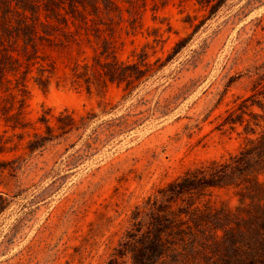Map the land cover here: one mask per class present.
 <instances>
[{
  "label": "rangeland",
  "instance_id": "374dc122",
  "mask_svg": "<svg viewBox=\"0 0 264 264\" xmlns=\"http://www.w3.org/2000/svg\"><path fill=\"white\" fill-rule=\"evenodd\" d=\"M65 16L22 56L24 127L0 117V264H264V0H0L12 34ZM107 47L141 79L104 85Z\"/></svg>",
  "mask_w": 264,
  "mask_h": 264
},
{
  "label": "trees",
  "instance_id": "16d2710c",
  "mask_svg": "<svg viewBox=\"0 0 264 264\" xmlns=\"http://www.w3.org/2000/svg\"><path fill=\"white\" fill-rule=\"evenodd\" d=\"M98 8L99 6L97 4L92 5V10H98ZM66 12L71 13L72 15L76 13H83L82 10L76 9L74 4H72L70 9H66ZM38 26H40L41 31H39ZM10 27L11 26L9 24L0 22V99H7L8 101V103L5 102L0 104V117L6 126L15 129L17 127H24L21 117L25 109V81L23 83V78L25 79L26 75H24V70L21 69V66L23 63L22 56L27 54V44L29 43V47L35 49L36 36L44 37L46 35L55 34L56 32H60L65 35L72 33L73 30L71 29L69 19L66 16L62 17L61 21L58 23L44 21H21L17 25H14L13 34L9 33V31H6L9 30ZM75 30H78L76 24ZM22 33L25 34V37L22 39L24 44L18 49L16 48L17 41H13V39H18ZM5 34H10V36ZM184 40L185 39H179L175 42L172 50L166 57V61L173 58V56L180 51L184 44ZM101 54L104 59L96 57L95 63H92L91 65L93 67H96V65L101 67V81L104 85L109 80H118L124 81L126 84L125 88H129L132 86L131 84L140 80L144 75L145 70L139 64L140 61L127 63L123 60H120L117 57L115 50L110 47L104 49ZM32 58L33 57L31 56V52L29 50V67L32 62ZM146 63L147 61L143 62V64ZM91 65L85 62L82 64L83 69L79 70L78 67L81 66V64L77 62L76 65L72 67L74 76L82 77L85 86L88 89H91L93 80L90 79L88 75H86V70H88V67ZM41 83L45 86V84L48 83V80L44 79ZM16 101L18 102L16 103ZM87 112L88 115L80 114L78 117H76L72 112H68L67 109L60 110L59 114L56 115L57 129L62 133L72 130H79L81 128L85 129L92 116H94L93 112ZM63 115L68 116L67 119H65ZM45 120H48L46 116H44V122ZM35 134L39 135L37 133ZM50 135L54 136V133H50ZM1 138L2 135H0V139ZM46 139H50V137H47ZM261 248H263V246H261Z\"/></svg>",
  "mask_w": 264,
  "mask_h": 264
}]
</instances>
